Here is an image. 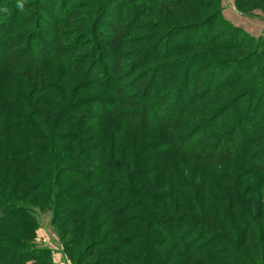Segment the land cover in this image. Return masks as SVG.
Here are the masks:
<instances>
[{
	"label": "trees",
	"instance_id": "16d2710c",
	"mask_svg": "<svg viewBox=\"0 0 264 264\" xmlns=\"http://www.w3.org/2000/svg\"><path fill=\"white\" fill-rule=\"evenodd\" d=\"M56 8L0 0V264H54L46 210L73 264H264V40L219 0Z\"/></svg>",
	"mask_w": 264,
	"mask_h": 264
},
{
	"label": "rangeland",
	"instance_id": "374dc122",
	"mask_svg": "<svg viewBox=\"0 0 264 264\" xmlns=\"http://www.w3.org/2000/svg\"><path fill=\"white\" fill-rule=\"evenodd\" d=\"M26 1H28V0H26ZM78 1L79 0H76V2H78ZM197 1H200V0H197ZM203 1H207V0H203ZM33 2L37 3V5H39V7H43V9H50L49 13H51L53 16L60 12L56 8V6L59 4V0H38V1L33 0ZM67 2H69V1H67ZM54 3H55V7H54ZM219 3H220V7H221V14L225 20H227L233 24V22H231L229 19H227V17H225L224 11L233 12L235 17L239 21L238 27L242 28L245 32H247V34L249 33V35H251L255 39L259 38L261 40H264V0H253L250 8H254V11H252L251 14H243V13L239 12L236 9L235 0H219ZM52 7H54L53 10H51ZM66 7L68 8V3H67ZM73 7H74V5L71 3L68 10L73 8ZM216 8H217L216 6H213L207 10H204L203 13L208 14L211 11L215 10ZM236 12H238V13H236ZM227 13H229V12H227ZM50 15L49 14H48V16L45 15L44 16L45 19L48 21H51L52 16H50ZM204 16H202V18ZM226 16H228V15H226ZM53 23H56V22H53ZM135 34L136 33L131 34V36H130L131 39L135 36ZM61 35H62V39H66L65 43L70 41L71 38H74V36H75V34H72L71 32L70 33L66 32L65 33L66 36H63V34H61ZM126 41L130 43L129 47H131V48L135 47L134 40H130L126 36ZM56 44H57L56 46H58V47H60L62 45L61 43H56ZM129 47H128V49H129ZM122 48L125 51V48H127V44L125 46L122 45ZM30 54H31V52H30ZM47 54H53V53L51 51H48ZM213 55H215V57L218 58L217 56H220L221 54L215 53ZM237 56L243 57V52H241V54H238ZM74 68H73V66L69 68V67H67V65L66 66L55 65L53 72H54V75L56 73H58V75H59L63 71V69H65V70L68 69V70L74 71ZM57 76H55L53 79H56ZM236 90L237 91H243V89H238V88H236ZM36 218L38 221V229L36 231V237L34 239L35 243H37V245L42 247V248L49 249L50 254H51V259H52L54 264H73L69 260V258L67 257V252H65L62 241L60 240V238L58 236L59 231L55 230V228L51 224V213L47 210L43 211V212L37 211V217ZM69 238L70 237H67L66 239L68 240ZM78 249H79V246H76V247L72 248L71 250H69V253H71L72 255H76Z\"/></svg>",
	"mask_w": 264,
	"mask_h": 264
},
{
	"label": "crops",
	"instance_id": "0c3cea01",
	"mask_svg": "<svg viewBox=\"0 0 264 264\" xmlns=\"http://www.w3.org/2000/svg\"><path fill=\"white\" fill-rule=\"evenodd\" d=\"M233 4V3H232ZM227 12H229V13H227ZM236 13H238V12H236ZM224 15H225V17H227V19H229L231 22H233V24L235 25V26H239V24H238V20H237V18L235 17V15L233 14V12H231V11H224ZM226 15H228V16H226ZM246 29V28H245Z\"/></svg>",
	"mask_w": 264,
	"mask_h": 264
}]
</instances>
